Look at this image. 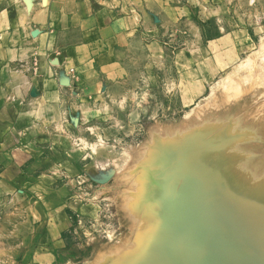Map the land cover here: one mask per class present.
I'll list each match as a JSON object with an SVG mask.
<instances>
[{"label":"rangeland","instance_id":"rangeland-1","mask_svg":"<svg viewBox=\"0 0 264 264\" xmlns=\"http://www.w3.org/2000/svg\"><path fill=\"white\" fill-rule=\"evenodd\" d=\"M257 1L235 8L250 27L245 48L203 40L213 55L193 74L176 70L171 56L185 40L171 34L163 43L166 68L152 69L167 86L154 79L159 86L131 88L98 121L71 118L67 203L85 210L73 214L67 206L73 226L55 237V247L32 251L6 243L7 253H38L42 260L33 264H116L119 253L134 256L139 247L129 263L136 264L168 228V210L179 198L183 206L209 210L229 241L264 264V0ZM76 79L71 67L59 75L64 87ZM199 81L207 85L196 88ZM259 132L257 143L251 136ZM235 217L248 219L251 229L240 233Z\"/></svg>","mask_w":264,"mask_h":264},{"label":"crops","instance_id":"crops-1","mask_svg":"<svg viewBox=\"0 0 264 264\" xmlns=\"http://www.w3.org/2000/svg\"><path fill=\"white\" fill-rule=\"evenodd\" d=\"M249 1L0 0V264L38 263V253L6 245L55 247L73 226L67 206L85 210L67 203L71 118L98 121L131 88L167 86L155 73L166 68L171 34L185 40L171 56L176 70L193 74L213 55L203 40L245 48L250 27L235 8ZM67 67L77 79L64 87Z\"/></svg>","mask_w":264,"mask_h":264},{"label":"bare ground","instance_id":"bare-ground-1","mask_svg":"<svg viewBox=\"0 0 264 264\" xmlns=\"http://www.w3.org/2000/svg\"><path fill=\"white\" fill-rule=\"evenodd\" d=\"M257 134V137L251 138L258 143L261 135L260 132ZM254 156L257 157L256 154L247 157L239 155L234 160L238 164V160L251 159ZM259 159L262 157L259 156ZM185 187L182 186V189ZM178 199L173 208L168 210V228L160 231L136 264H258L243 247L227 239L229 237L226 228L210 218L209 210L187 207V204H184L185 207ZM235 223L242 234L250 226L248 219L238 222L235 217ZM134 253V256L131 251L119 253L116 264L132 263L140 253L139 247Z\"/></svg>","mask_w":264,"mask_h":264}]
</instances>
